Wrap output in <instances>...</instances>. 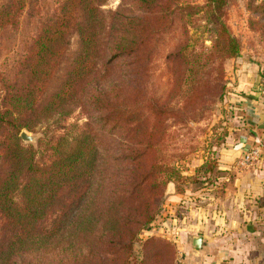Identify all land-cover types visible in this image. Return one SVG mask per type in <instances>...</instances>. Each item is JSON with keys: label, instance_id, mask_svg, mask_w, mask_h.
<instances>
[{"label": "trees", "instance_id": "trees-1", "mask_svg": "<svg viewBox=\"0 0 264 264\" xmlns=\"http://www.w3.org/2000/svg\"><path fill=\"white\" fill-rule=\"evenodd\" d=\"M107 1L61 2L29 47L24 80L13 84L0 110L7 158L0 167V264H132L136 241L152 227L167 185L182 178L163 150L169 101L146 95L154 38L165 26L157 9L166 0H138L145 3L141 16L121 6L105 11ZM72 31L80 37L77 55L61 85L44 98ZM216 35L214 51L239 55L240 43L225 23H218ZM169 60L178 77L170 101L193 104L213 87L205 62L184 80L185 89L182 76L195 68L182 49ZM76 111L88 121L68 123ZM50 120L55 128L43 129ZM22 129L43 134L37 147L22 141ZM45 148L49 154L41 160ZM144 243L156 246L151 264H173L170 242Z\"/></svg>", "mask_w": 264, "mask_h": 264}, {"label": "rangeland", "instance_id": "rangeland-1", "mask_svg": "<svg viewBox=\"0 0 264 264\" xmlns=\"http://www.w3.org/2000/svg\"><path fill=\"white\" fill-rule=\"evenodd\" d=\"M63 0H0V110L10 102L13 84L22 82L25 71L23 62L36 35L42 27L49 22ZM223 10V16L218 12ZM145 3L137 0H109L102 5L105 11L116 10L119 6L122 10L131 11L133 15L141 16V9ZM192 7V10H190ZM165 18V26L161 34L155 36L154 46L156 50L152 56L151 70L147 78L146 95L151 100L168 102V113L165 123L167 130L164 133V153L180 169L182 178L176 180V190L184 191L186 186H196L200 182L211 180L203 176L210 172L211 176L218 175L215 153L226 140L230 133L234 109L229 107L228 94L235 75L242 68L253 67L264 72V0H225L223 3L216 0H166L162 8L157 9ZM6 11H12L13 20H10ZM225 23L240 43V53L235 57H225L218 51H214L217 38L218 23ZM69 45L60 64L50 81L48 82L43 97L54 93L65 79L73 59L80 47V37L76 32H71ZM183 51V56L189 61L190 68H195L191 73L182 76L183 87L186 78L194 77L200 65L206 63L209 70L208 76L213 87L208 92L197 96L193 104H188L184 98L172 97V88L178 81L170 72V56H175ZM208 57H212L209 60ZM201 61V63H199ZM203 74V73H202ZM263 74V73H262ZM186 83V80H185ZM221 86L223 88L221 89ZM41 100H44V98ZM142 107V106H141ZM143 111L147 108L142 107ZM175 113H172L174 112ZM95 118L97 115H95ZM16 118L17 115L15 114ZM151 122L155 121L153 117ZM48 121L44 128L51 131L55 128ZM88 118L80 111H76L68 123L78 122L83 124ZM95 121V120H94ZM100 125L95 130L100 133ZM4 128H0V139ZM27 131L36 138L34 142L25 141L21 133ZM19 137L24 143L37 147L42 138L41 132L22 129ZM159 136V135H158ZM4 144L0 145V167L7 161L4 153ZM39 153L43 160L48 151ZM203 159V160H202ZM2 169L0 168V171ZM203 170H206L205 172ZM206 177V176H205ZM3 178V177H2ZM171 183V182H170ZM169 185V184H168ZM161 210L156 216L150 229L143 230L137 241L136 249L132 253V264L146 261L151 264L154 261L156 246L146 245L149 239H160L170 242L174 250L173 264L182 255V248L176 238L160 229L161 218L167 199V188ZM178 188V189H177Z\"/></svg>", "mask_w": 264, "mask_h": 264}, {"label": "crops", "instance_id": "crops-1", "mask_svg": "<svg viewBox=\"0 0 264 264\" xmlns=\"http://www.w3.org/2000/svg\"><path fill=\"white\" fill-rule=\"evenodd\" d=\"M228 95L234 123L216 147L219 174L209 172L203 178L211 180L182 192L174 182L167 188L160 229L176 238L185 264H264V157L251 168L237 167L248 146L264 151V72L242 68ZM198 235L199 249L193 246Z\"/></svg>", "mask_w": 264, "mask_h": 264}, {"label": "built area", "instance_id": "built-area-1", "mask_svg": "<svg viewBox=\"0 0 264 264\" xmlns=\"http://www.w3.org/2000/svg\"><path fill=\"white\" fill-rule=\"evenodd\" d=\"M263 157L264 151L260 145H250L238 159L237 167L241 170L251 168L259 164ZM176 264H185L181 256L178 258Z\"/></svg>", "mask_w": 264, "mask_h": 264}, {"label": "water", "instance_id": "water-1", "mask_svg": "<svg viewBox=\"0 0 264 264\" xmlns=\"http://www.w3.org/2000/svg\"><path fill=\"white\" fill-rule=\"evenodd\" d=\"M21 137L28 142H34L36 141V138L34 136H32L31 134H29L27 131H23L21 133ZM193 246L194 248H201L202 247V236L198 235V236H194L193 238Z\"/></svg>", "mask_w": 264, "mask_h": 264}]
</instances>
